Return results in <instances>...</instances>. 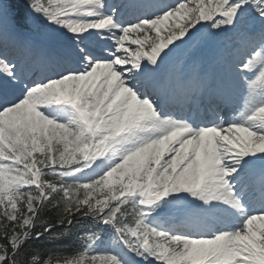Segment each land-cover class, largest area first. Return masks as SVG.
I'll return each mask as SVG.
<instances>
[{
  "label": "snow or ice",
  "instance_id": "obj_1",
  "mask_svg": "<svg viewBox=\"0 0 264 264\" xmlns=\"http://www.w3.org/2000/svg\"><path fill=\"white\" fill-rule=\"evenodd\" d=\"M0 264H264V0H0Z\"/></svg>",
  "mask_w": 264,
  "mask_h": 264
},
{
  "label": "trees",
  "instance_id": "obj_2",
  "mask_svg": "<svg viewBox=\"0 0 264 264\" xmlns=\"http://www.w3.org/2000/svg\"><path fill=\"white\" fill-rule=\"evenodd\" d=\"M66 243H67V244H72V241L66 239ZM49 247H52V245H49ZM45 258H46V257H45Z\"/></svg>",
  "mask_w": 264,
  "mask_h": 264
},
{
  "label": "rangeland",
  "instance_id": "obj_3",
  "mask_svg": "<svg viewBox=\"0 0 264 264\" xmlns=\"http://www.w3.org/2000/svg\"><path fill=\"white\" fill-rule=\"evenodd\" d=\"M204 55H206V52L201 53V56L202 57H205Z\"/></svg>",
  "mask_w": 264,
  "mask_h": 264
}]
</instances>
